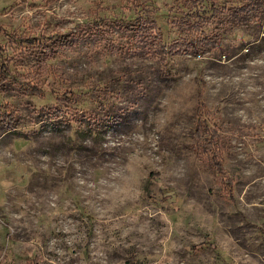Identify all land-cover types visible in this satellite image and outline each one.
<instances>
[{
	"label": "rangeland",
	"instance_id": "374dc122",
	"mask_svg": "<svg viewBox=\"0 0 264 264\" xmlns=\"http://www.w3.org/2000/svg\"><path fill=\"white\" fill-rule=\"evenodd\" d=\"M183 6L0 0V264H264V0Z\"/></svg>",
	"mask_w": 264,
	"mask_h": 264
},
{
	"label": "trees",
	"instance_id": "16d2710c",
	"mask_svg": "<svg viewBox=\"0 0 264 264\" xmlns=\"http://www.w3.org/2000/svg\"><path fill=\"white\" fill-rule=\"evenodd\" d=\"M183 12H184V16L188 17V21L187 24L189 25H193L194 27L197 26H201V22L199 21L200 17H202L203 15L208 16V13L210 12L209 9L205 8L204 6V0H184V6H183ZM190 20H194V23H191ZM3 33L6 36H8V39L11 43H24V42H32L30 39H26L25 37L22 36H17L16 34H9L8 31H6V29L2 26H0V34ZM33 41L35 42L36 40L33 39ZM198 40L195 41H187L188 45H192V46H197ZM4 51V49L2 47H0V53H2ZM10 76V73L8 71V65L5 61L1 62V66H0V82L4 81L6 79H8ZM1 85V83H0ZM37 87L33 86L30 87V91L32 92V94L34 95H39L40 97H44V93L42 90L36 89ZM44 95V96H43ZM64 98V99H63ZM62 99L65 100L66 102H70L72 104L78 102V97L75 96V94L70 93L69 95H64ZM6 105L5 107H3L2 109H0V117L3 118L4 114L6 115V113L8 111H4L6 109ZM2 120V119H1ZM205 124L204 126V131L203 134H201V125H199L198 127V139H204L205 143H213V136L214 134L208 129L209 125L206 119H203V121H201ZM201 134V135H200ZM216 156V155H214ZM215 167L216 170L218 171V173H220V176L222 178L223 175V165L220 159H216L215 158ZM224 181H226L225 183L229 186V188L227 190L231 191L232 185H231V181L227 180V179H223Z\"/></svg>",
	"mask_w": 264,
	"mask_h": 264
}]
</instances>
